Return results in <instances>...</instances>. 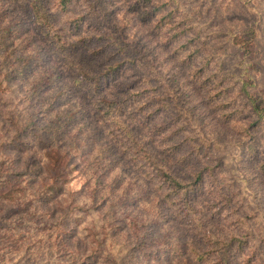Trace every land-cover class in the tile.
<instances>
[{"label":"rangeland","instance_id":"1","mask_svg":"<svg viewBox=\"0 0 264 264\" xmlns=\"http://www.w3.org/2000/svg\"><path fill=\"white\" fill-rule=\"evenodd\" d=\"M247 93L264 0H0V264H264Z\"/></svg>","mask_w":264,"mask_h":264},{"label":"trees","instance_id":"2","mask_svg":"<svg viewBox=\"0 0 264 264\" xmlns=\"http://www.w3.org/2000/svg\"><path fill=\"white\" fill-rule=\"evenodd\" d=\"M34 13H35L37 18L40 17L39 8L36 7L34 10ZM247 96H248V100H249L252 112L256 115L257 119L260 121L262 118H264V99L259 97V96H256V95L253 96L249 93H247ZM61 175L66 176L67 174H61ZM159 175H160V178L162 176H164V178H165V179H163L162 183L167 188L166 189L167 190V194H166L167 196L168 195L174 196L176 194L186 192L190 188V186L192 185L189 183H183L181 180L176 178L173 174H169L168 172H165L164 174H159ZM197 177L198 178L196 179V181H199L200 177L199 176H197ZM57 180L58 179H55V178L53 179V183L51 184L50 189H52V190L59 189L61 183L57 182ZM195 183H193V184H195ZM0 187H2V190L0 191V199H10L21 190V187L18 183H11L8 181L7 178H1V177H0ZM189 200H190L189 196H187V198L183 199L182 203L185 207L190 208ZM206 240H207V242L209 241L210 245H212V244L219 245L220 248H226L233 241H235L234 239H230L229 241L217 240V239L210 241L211 240L210 236H208L206 238ZM159 242L160 243H158V244H160V247H162V249L166 250L167 246H165V244L163 242H161L160 240H159ZM151 247H155V245H153ZM169 247L174 248V245L169 246ZM155 251H157V248H156V250H154V252ZM223 254H224V252H223ZM195 255L198 259H202L204 257L202 253H195ZM223 259H225V258L223 257Z\"/></svg>","mask_w":264,"mask_h":264}]
</instances>
